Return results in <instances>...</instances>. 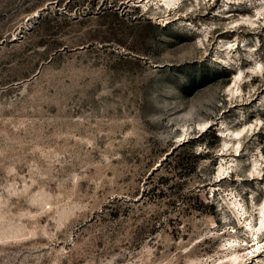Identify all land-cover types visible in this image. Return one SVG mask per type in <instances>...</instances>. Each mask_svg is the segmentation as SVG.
Segmentation results:
<instances>
[{
	"label": "rangeland",
	"instance_id": "1",
	"mask_svg": "<svg viewBox=\"0 0 264 264\" xmlns=\"http://www.w3.org/2000/svg\"><path fill=\"white\" fill-rule=\"evenodd\" d=\"M0 264H264V0H0Z\"/></svg>",
	"mask_w": 264,
	"mask_h": 264
}]
</instances>
